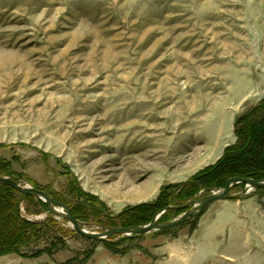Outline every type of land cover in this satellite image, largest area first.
<instances>
[{"label":"rangeland","instance_id":"374dc122","mask_svg":"<svg viewBox=\"0 0 264 264\" xmlns=\"http://www.w3.org/2000/svg\"><path fill=\"white\" fill-rule=\"evenodd\" d=\"M263 99L264 0H0V177L94 198L90 232L214 165ZM232 195L119 253L14 194L38 256L0 264H264V192Z\"/></svg>","mask_w":264,"mask_h":264},{"label":"trees","instance_id":"16d2710c","mask_svg":"<svg viewBox=\"0 0 264 264\" xmlns=\"http://www.w3.org/2000/svg\"><path fill=\"white\" fill-rule=\"evenodd\" d=\"M235 133L237 136L236 143L228 147L223 156L214 165L195 176L193 181L163 189L158 201L152 205L140 207L142 209L140 213H132L126 217L127 212L125 211L117 216L119 227L131 228L149 224L153 221L154 216L163 209L169 206H183L208 195L211 191L223 190L228 181L233 178L263 181L264 99L246 115L237 120ZM2 174L0 172V176ZM244 187V185H236L234 189ZM2 190L7 191V193H3ZM201 192H203L202 195ZM263 192L264 189L256 190V193ZM14 194H17L22 200L30 201L34 207H41L42 210L49 212L48 205L37 197L22 195L10 186L0 185V255L17 253L23 256H27L28 254L33 257L38 256V253H29L26 249H30L33 242L32 233L37 232L39 225L23 218L20 202L18 204L12 201L15 197ZM11 196L12 199H10ZM88 198L92 200L89 205L84 206L83 200L76 202L75 205H69L74 216L80 221L89 222L93 218L97 219L102 215V210H104L96 206L93 201L94 198L90 196ZM183 212V210H168L162 216L160 222H167L175 214ZM16 223L19 224V229L15 226ZM160 232L162 234L170 233V231ZM136 239L138 237H132L130 240L124 239L117 243L107 242L105 244L112 251L119 252L116 250L121 245Z\"/></svg>","mask_w":264,"mask_h":264},{"label":"water","instance_id":"95a60500","mask_svg":"<svg viewBox=\"0 0 264 264\" xmlns=\"http://www.w3.org/2000/svg\"><path fill=\"white\" fill-rule=\"evenodd\" d=\"M237 184H244L250 186L253 189H264V180L256 181L252 179L233 178L228 181L225 189L218 193H213L199 200L191 201L183 206H169L163 209L162 211L158 212L154 216L153 221L147 225L135 226L131 228H111L105 230L104 232H90L81 226V223L73 215L71 208L68 205L58 202L44 191L35 189L30 186H23L20 183L13 181L7 177H0V185L10 186L23 195L38 197L41 201L48 204L49 211L52 215L68 221L73 226V229L77 234L99 242H109L110 238L114 236H121V238H118L116 240V242H118L122 239L132 238L133 236L143 237L154 231L169 230L178 227L187 220L200 216L205 208H207L212 203H215L217 201H229L235 199V197L231 195V191L232 188ZM168 210L187 211L171 223L160 224V218Z\"/></svg>","mask_w":264,"mask_h":264}]
</instances>
